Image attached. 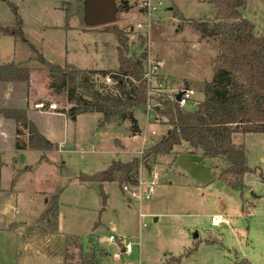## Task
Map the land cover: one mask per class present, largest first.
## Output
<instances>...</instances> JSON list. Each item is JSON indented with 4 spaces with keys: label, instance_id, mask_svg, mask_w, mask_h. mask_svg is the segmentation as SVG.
I'll return each mask as SVG.
<instances>
[{
    "label": "rangeland",
    "instance_id": "1",
    "mask_svg": "<svg viewBox=\"0 0 264 264\" xmlns=\"http://www.w3.org/2000/svg\"><path fill=\"white\" fill-rule=\"evenodd\" d=\"M7 1L17 8L23 36L0 32V63L23 61L35 71L30 81L19 84L21 96L28 89L34 100L53 99L58 109L69 106L63 92L49 96L45 91L49 72L41 67L36 53L62 66L99 71L117 68L116 38L105 25H85L84 0ZM120 1L115 0L116 7ZM141 1L126 0L128 10L116 11L112 22L126 33L128 56L135 58L144 52L142 70L144 74L150 72L146 76L150 79V98L143 108L133 109L140 132L131 133L129 120L99 126V113H80L77 121L69 124L72 135L60 145L61 149L46 153L40 163L35 152L26 157L25 163L18 159V167L30 164L33 168L19 183L25 191L18 195L17 202L24 212L27 205L28 212L19 217L30 216L28 224L21 229L22 237L40 239L45 244L48 239L50 244V255H28L26 263L57 264L58 259L60 264H76L92 257L97 264L127 261L164 264L171 256L180 255L179 262L173 264H241L242 261L264 264V133L233 132L231 135L234 143L244 147L246 165L255 169L244 174L238 190L218 179L217 169L225 165L221 160L204 156L200 149L190 152L192 148L185 141L174 145L168 154L158 153L146 159L147 166L139 165V180H144L153 169L157 171L159 183L165 186L164 191L156 189L147 200L129 201L121 190L125 183L105 181L100 187L106 195L103 202L98 183H81L76 178L80 173L93 174L104 169L112 159L126 161L138 157L141 161L142 153L169 128L168 123L154 119V111L148 104L157 102L151 97L191 88L192 97L183 108L193 111L203 99V82L212 77L217 44L211 39H202L188 22H213L214 5L208 0H147L155 5L148 12L139 7ZM241 14L254 24L256 35L264 36V0H245ZM136 23L142 27L137 28ZM0 26L16 27L15 17L5 0H0ZM101 80L105 82L104 76ZM105 83L110 85L112 79ZM151 130L155 131L154 135ZM149 139L153 141L151 144L146 141ZM9 181L2 172L0 187L8 188ZM32 187L38 192L29 211L25 194ZM57 189H60L57 220L61 233H43L39 231L41 228L28 232V225L42 208L40 201L44 195L40 197L39 191L50 193ZM5 202L2 204L0 198L2 220L14 215L11 203ZM215 213L228 216L230 224L212 227L210 216ZM108 235L131 240L132 252L119 256L118 240H99ZM0 237L5 240L8 236ZM40 247L47 250L44 244ZM19 252L22 261L23 251ZM0 264L13 262L10 256L3 255Z\"/></svg>",
    "mask_w": 264,
    "mask_h": 264
},
{
    "label": "trees",
    "instance_id": "2",
    "mask_svg": "<svg viewBox=\"0 0 264 264\" xmlns=\"http://www.w3.org/2000/svg\"><path fill=\"white\" fill-rule=\"evenodd\" d=\"M15 17L16 27L0 26V32L22 37V19L12 2L5 0ZM216 8L213 22L189 21L191 29L202 39H211L217 44V54L213 60V73L203 82V99L193 111L179 107L168 95L158 94L154 100L158 115L168 119L169 128L154 145L142 153V160L132 157L128 161L115 159L103 170L93 174L80 173L76 178L81 183L116 181L119 185L136 184L139 165L147 166L146 159L168 154L174 145L187 142L194 152L200 149L204 156L221 160L225 165L217 169V177L230 188H241L245 173L255 172L244 161V147L232 141L233 132L264 133V36L256 35L254 24L242 16L245 0H208ZM129 6L121 0L117 11H126ZM116 38L118 66L113 70L79 69L70 65L51 63L36 53L42 68H45L56 82V92H63L67 109L62 108L70 120L80 113H99V126L124 120L130 121L132 134L140 132L133 116L134 108H143L149 97V82L142 70L144 52L132 58L128 56L129 44L123 29L112 23L105 24ZM30 67L25 62H5L0 64L1 81H26ZM109 75L112 83L107 85L101 76ZM0 114L12 118L18 126L27 131V145L41 151L50 150L52 143L42 136L34 124L26 117L22 108H0ZM21 134V129H16ZM26 142L16 138L15 147L24 148ZM43 158V156L41 157ZM40 158V160H41ZM2 162L0 160V166ZM27 168H32L28 166ZM100 196L105 201V193L100 188ZM60 189L46 197V206L28 225V232H57ZM48 224L44 227L41 224ZM49 228V229H48ZM77 237V236H76ZM75 241L79 240L74 238ZM89 236L88 241L91 242ZM93 256V254H92ZM181 256H171L164 264L179 262ZM95 260V259H94ZM92 257L76 264H97ZM241 264H249L242 261Z\"/></svg>",
    "mask_w": 264,
    "mask_h": 264
},
{
    "label": "crops",
    "instance_id": "3",
    "mask_svg": "<svg viewBox=\"0 0 264 264\" xmlns=\"http://www.w3.org/2000/svg\"><path fill=\"white\" fill-rule=\"evenodd\" d=\"M160 63L162 64L161 61ZM30 71L31 72L29 75V81L32 76L31 74H35V71ZM47 76L49 78V84L48 86H46L45 91L49 96H52L55 95L56 92V82L54 81L51 75L47 74ZM22 82L23 81L0 80V108L24 109L28 120L34 124L36 130L48 141H50L53 146L50 150H46L44 152L41 150L30 148L27 145V131L18 126L14 119L4 117L0 114V160L2 162V165L0 166V177L2 175V172H5V174H7V178L10 179L8 188L0 187V198L2 204L6 203L5 200L8 201V205L9 203H11V208L14 210V215H12L11 218L5 220L0 219V236L3 234L8 236L5 240L1 239L0 237V258L3 255L10 256V259L12 260L13 264H27L26 256L28 255L38 257L50 255V253L48 252L50 246L48 239L46 241L47 243L45 244V241H40V239L33 241L31 239L22 237L21 229L23 230V227L28 224L27 219L30 216H23L22 218L19 217L21 213H25V215H27L28 213L26 209L27 205H25L26 208L24 212L21 211L19 203L17 202L18 195H22V193L25 191V188L20 187L19 183L21 182V179L26 176V174L31 173L33 168H27L28 166H32L30 164L18 167V159H20L22 163H25V161H27L26 157L30 156V154L35 152L37 156L36 160L38 161V163H40L42 160L45 159L46 153L55 152L61 149L60 145H63L67 137H71L72 135L71 131L69 130V124H71V122L74 123L77 121V116L75 120H70L67 117L66 113L62 112V109H58V107L56 110L53 111L40 110L35 108L34 103L38 102L39 100L44 101L46 103L54 102V100L50 98L47 100H34L35 98L33 96H30V94L28 93V89L25 95L21 96L20 94H18V88L19 84ZM25 85H27V83H25ZM17 128L21 129V134H16ZM18 137L26 142V146H24V148L17 149L15 147L16 138ZM118 146L121 145L119 144ZM42 156L43 158H41ZM113 160L115 159H112L111 161ZM111 161L106 165V167L111 163ZM14 170L16 171L15 173ZM158 190L164 191L165 186L163 184H160ZM54 191L55 190H53L52 192ZM36 192L38 191H36L33 187L31 189L26 190L25 197H28V201L26 202V204H28L29 211H32L33 209L31 203L34 202L33 198L35 197ZM52 192L45 193L44 191H39V196H44L40 201V205H42V208L38 213L43 211L46 205V197ZM57 232H59V230ZM41 244L46 245L47 250L41 249ZM21 250L23 251L22 254L24 258L22 259V261H20L18 257L21 255V252H19ZM6 251L8 254H6ZM56 261L57 264H60V260L57 259Z\"/></svg>",
    "mask_w": 264,
    "mask_h": 264
},
{
    "label": "built area",
    "instance_id": "4",
    "mask_svg": "<svg viewBox=\"0 0 264 264\" xmlns=\"http://www.w3.org/2000/svg\"><path fill=\"white\" fill-rule=\"evenodd\" d=\"M139 7L140 8H145L147 9L148 12H150L151 10L155 9V5L154 4H150L149 2H147V0H142L139 3ZM136 27L137 28H141L142 25L141 23H136ZM160 63V62H159ZM159 65V64H158ZM161 66V63L160 65ZM147 69L149 70V64L147 65ZM149 71L148 73H145L144 76H148L149 75ZM148 82L150 79H148V77H146ZM104 81L105 82H110L111 78L109 75H106L104 77ZM192 93L193 90L191 88H183L180 91L170 94L168 95V97L170 99H172L173 101L177 102L179 107H184V105L191 99L192 97ZM176 94H179V99H175ZM159 104H154V105H149L148 104V108H152L154 111V119L157 121V119L161 122H165V124L168 123V119L165 116H160L157 114L156 110H155V106ZM34 107L40 110H56L57 109V104L55 102H44V101H38L36 103H34ZM152 111V110H151ZM151 134L154 135L155 131L151 130ZM148 141L150 144L153 142L151 139L146 140ZM160 186L159 183V177L157 174L156 170L150 169L147 172L146 178L144 180H139L138 177V181L136 184H123L121 187L122 192H125L127 199L130 201L132 199L135 200H147L150 198L151 194L158 189ZM229 225L230 224V220L228 218V216L223 215L221 213H215L212 214L210 216V225L212 227H218L221 225ZM100 241H110V242H115L117 241L118 244V254L119 256H121L122 253L125 254H130L133 250V242L129 239H125L124 237H116L114 235H108L106 237H102L99 238ZM117 254V255H118ZM125 264H134L132 262H126ZM137 264V263H135Z\"/></svg>",
    "mask_w": 264,
    "mask_h": 264
},
{
    "label": "water",
    "instance_id": "5",
    "mask_svg": "<svg viewBox=\"0 0 264 264\" xmlns=\"http://www.w3.org/2000/svg\"><path fill=\"white\" fill-rule=\"evenodd\" d=\"M115 0H84L83 21L88 27L112 23L116 17ZM176 94L175 99H179Z\"/></svg>",
    "mask_w": 264,
    "mask_h": 264
}]
</instances>
